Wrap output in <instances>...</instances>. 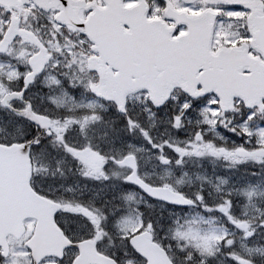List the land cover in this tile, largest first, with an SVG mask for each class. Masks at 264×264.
<instances>
[{"label":"snow or ice","instance_id":"obj_1","mask_svg":"<svg viewBox=\"0 0 264 264\" xmlns=\"http://www.w3.org/2000/svg\"><path fill=\"white\" fill-rule=\"evenodd\" d=\"M0 264H264V0H0Z\"/></svg>","mask_w":264,"mask_h":264}]
</instances>
